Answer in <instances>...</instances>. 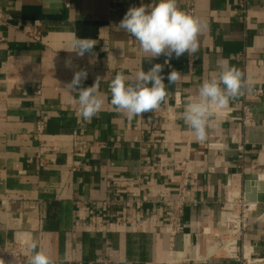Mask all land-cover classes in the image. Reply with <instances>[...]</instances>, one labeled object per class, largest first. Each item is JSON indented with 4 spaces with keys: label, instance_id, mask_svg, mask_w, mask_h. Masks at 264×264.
Here are the masks:
<instances>
[{
    "label": "crops",
    "instance_id": "1",
    "mask_svg": "<svg viewBox=\"0 0 264 264\" xmlns=\"http://www.w3.org/2000/svg\"><path fill=\"white\" fill-rule=\"evenodd\" d=\"M189 1L176 3L187 13ZM151 3L0 0V247L26 236L53 264H246L244 247L264 257V202H251L256 207L239 258L216 252L205 230L212 231L228 194L244 192L247 181L264 194V0H194V16L206 26L193 73L188 54L172 59L163 74L175 69L180 80H165L169 95L160 107L129 120L111 105V80L117 73L132 78L166 57L149 61L117 25L129 7ZM73 34L94 41L91 54L72 52ZM221 60L243 73L244 94L210 118L207 138L198 142L182 112L204 80L218 77ZM80 70L88 72L82 87L101 77L104 104L87 121L68 87ZM245 105L254 119L246 126ZM40 118L45 127L36 138ZM186 158L196 204L185 207L174 260L151 201L176 195L175 175Z\"/></svg>",
    "mask_w": 264,
    "mask_h": 264
},
{
    "label": "clouds",
    "instance_id": "2",
    "mask_svg": "<svg viewBox=\"0 0 264 264\" xmlns=\"http://www.w3.org/2000/svg\"><path fill=\"white\" fill-rule=\"evenodd\" d=\"M206 25L200 18L181 10L176 0H153V3L129 7L117 28L133 36L140 50L149 61L166 57L164 64L154 63L145 71L143 68L134 77L117 73L109 84L111 105L118 113L126 114L129 120L160 107L169 93L166 83L174 85L181 74L175 69L165 76L164 66L172 59H179L185 54H195L199 50V36ZM95 43L89 38H79L73 34L72 52L84 57L91 54ZM219 75L204 80L196 90L194 99L189 100L183 109L181 118L194 133L198 142L207 138L210 118L214 115L213 107L227 108L231 99L242 94L244 87L243 73L230 66L227 60L217 65ZM88 78L86 70L75 72L69 89L78 93V117L91 120L102 109L103 93L100 92L101 77L97 76L90 87H82ZM38 243L32 241V254L27 264H53L43 251L37 250Z\"/></svg>",
    "mask_w": 264,
    "mask_h": 264
},
{
    "label": "built area",
    "instance_id": "3",
    "mask_svg": "<svg viewBox=\"0 0 264 264\" xmlns=\"http://www.w3.org/2000/svg\"><path fill=\"white\" fill-rule=\"evenodd\" d=\"M187 13L190 15H195L194 0L189 1L187 8ZM36 39H40L39 33H33ZM194 54H188L189 56V70L191 73L194 71ZM256 94H262L261 89H255ZM39 93V92H38ZM244 93L242 92L241 95ZM171 106L167 107L166 113H168ZM214 114L223 113L224 109H214ZM171 112V111H170ZM169 112V113H170ZM171 116V115H168ZM242 123L246 125H251L254 122L253 114L249 107L243 106V114L240 117ZM45 127V120L40 118L36 124V138L41 135ZM210 148H223L222 143H210ZM244 142L237 146V149L244 151ZM177 192L172 198H167L165 195H161L158 199L152 200V203H156L157 216L164 222L162 228L164 233L168 237V255L170 259L177 260L178 253L175 249L176 237L179 233L184 230V211L185 207L189 203L196 204L195 200H190L189 189L192 185V177L190 173L189 159H183L180 162V167L177 171ZM142 204V201H137ZM252 201H249L245 192L239 191L237 193H229L226 201L224 202V208L222 210L221 218L217 223L210 228L205 229L206 233L211 236L214 247L217 249L216 252H223L222 254L228 258H239L238 255V245L239 241L244 234V231L248 227V218L250 211L256 207L252 206ZM226 243H231L235 245L234 249L229 251L223 248ZM31 240L26 237H18L13 241L10 246L0 247V264H25L28 257L32 254L30 249ZM247 250L244 247V253H242L243 260L246 264H264V257L255 258L251 256L249 252V257L246 255ZM109 259H104L103 264H110Z\"/></svg>",
    "mask_w": 264,
    "mask_h": 264
},
{
    "label": "water",
    "instance_id": "4",
    "mask_svg": "<svg viewBox=\"0 0 264 264\" xmlns=\"http://www.w3.org/2000/svg\"><path fill=\"white\" fill-rule=\"evenodd\" d=\"M261 186V184H260ZM256 189L251 190V181H247L245 186V196L249 201L254 202H264V194L261 192L259 194H255Z\"/></svg>",
    "mask_w": 264,
    "mask_h": 264
},
{
    "label": "bare ground",
    "instance_id": "5",
    "mask_svg": "<svg viewBox=\"0 0 264 264\" xmlns=\"http://www.w3.org/2000/svg\"><path fill=\"white\" fill-rule=\"evenodd\" d=\"M215 109H217V108H215ZM236 191H237V190H236ZM234 194H235V193H234ZM251 204H252V206H253V205H255V203H254V202H253V203H251ZM229 245H231V243H226V242H225V244L223 245V248H224V249H226V248H227ZM246 255H247V257H249V253H248V254H246Z\"/></svg>",
    "mask_w": 264,
    "mask_h": 264
},
{
    "label": "rangeland",
    "instance_id": "6",
    "mask_svg": "<svg viewBox=\"0 0 264 264\" xmlns=\"http://www.w3.org/2000/svg\"><path fill=\"white\" fill-rule=\"evenodd\" d=\"M221 253H223V252H221Z\"/></svg>",
    "mask_w": 264,
    "mask_h": 264
}]
</instances>
